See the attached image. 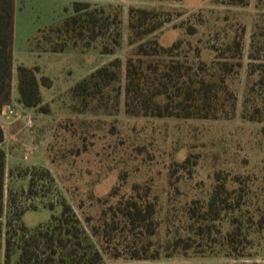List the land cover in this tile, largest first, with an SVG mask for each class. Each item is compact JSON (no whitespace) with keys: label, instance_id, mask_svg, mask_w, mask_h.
<instances>
[{"label":"trees","instance_id":"obj_1","mask_svg":"<svg viewBox=\"0 0 264 264\" xmlns=\"http://www.w3.org/2000/svg\"><path fill=\"white\" fill-rule=\"evenodd\" d=\"M213 1L243 7L250 0ZM254 7L239 116L262 123L264 135V0H255ZM14 10L15 0H0V114L5 105L12 104ZM71 10L59 23L38 30L32 38L37 49L85 51L97 45L100 54L116 53L122 41L117 8L73 1ZM167 15L146 6L129 7L123 35L128 46L124 65L119 57H113L76 81L67 90L69 109L102 115H118L123 109L131 117L231 119L237 99L228 78L242 66L241 38H231L227 56L210 47L214 56L206 62L197 45L182 39L168 45L158 42L155 33L170 21ZM195 31L192 28L187 33ZM15 71L16 102L23 108L47 112L40 87L49 88L50 78L37 65L18 64ZM3 141L0 121L2 264H107L104 255L122 260L176 255L234 257L243 255L249 235L263 228L261 222L257 229L252 228L253 218L243 209L244 188H229L220 172L215 174L216 184L206 199L181 197L173 174L189 168V158L170 165L165 193L155 191L148 180L131 184L126 193L113 186L104 196L91 194L86 210L79 201V216L58 192L47 167L6 168ZM58 204L60 213L51 214L48 220L34 227L23 223L26 210L53 209ZM224 221L225 231L221 228Z\"/></svg>","mask_w":264,"mask_h":264},{"label":"rangeland","instance_id":"obj_2","mask_svg":"<svg viewBox=\"0 0 264 264\" xmlns=\"http://www.w3.org/2000/svg\"><path fill=\"white\" fill-rule=\"evenodd\" d=\"M73 1H87L120 11L122 41L115 54H100L97 45L85 51L67 47L62 52H42L34 46L32 38L38 30L59 23L69 15ZM254 3L255 0H250L247 6L239 7L213 0H15L11 95H17L15 68L18 64L39 66L42 74L50 78L51 86L40 87L47 112L23 108L16 102L4 106L0 121L5 133L2 146L6 168L47 167L55 177L58 192L80 216L79 201L86 210L91 194L104 196L113 186L126 193L131 184L148 180L155 191L165 193L170 165L189 158V168H180L173 174L181 197L206 199L216 184L215 174L220 172L229 188H244L243 209L253 218L252 228L257 229L260 222L263 227L249 235L240 256L176 255L153 260H122L104 255L107 264H264L263 124L245 121L239 116L256 12ZM131 6L168 12L166 17L170 21L155 33L158 42L168 45L174 39H182L191 46L197 45L201 48L200 58L206 62L214 56L210 47L227 56L231 38L234 35L241 38L242 66L228 78L237 99L231 119L131 117L123 109L118 115L76 113L69 109L67 90L76 81L113 57H119L124 65L128 46L123 35L126 12ZM192 28L195 33L188 34ZM232 178H238L237 182L231 181ZM60 211L59 204L53 209L43 206L28 209L22 221L27 227H34ZM221 228L227 230L226 221Z\"/></svg>","mask_w":264,"mask_h":264},{"label":"crops","instance_id":"obj_3","mask_svg":"<svg viewBox=\"0 0 264 264\" xmlns=\"http://www.w3.org/2000/svg\"><path fill=\"white\" fill-rule=\"evenodd\" d=\"M12 87H14V85L12 84ZM16 102V95L12 96V103ZM17 103V102H16ZM0 120L2 119V116H0ZM4 139H5V133H4ZM4 142V141H3Z\"/></svg>","mask_w":264,"mask_h":264},{"label":"built area","instance_id":"obj_4","mask_svg":"<svg viewBox=\"0 0 264 264\" xmlns=\"http://www.w3.org/2000/svg\"><path fill=\"white\" fill-rule=\"evenodd\" d=\"M25 158H26V156H25Z\"/></svg>","mask_w":264,"mask_h":264}]
</instances>
